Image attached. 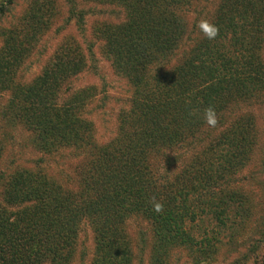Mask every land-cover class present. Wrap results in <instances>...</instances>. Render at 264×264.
<instances>
[{
  "label": "trees",
  "instance_id": "16d2710c",
  "mask_svg": "<svg viewBox=\"0 0 264 264\" xmlns=\"http://www.w3.org/2000/svg\"><path fill=\"white\" fill-rule=\"evenodd\" d=\"M124 1L133 9L131 31L108 39L105 53L116 66L123 65L133 93L110 141L94 143L82 113L71 101H58L62 77L70 71L63 62L27 88L32 96L18 92V98L9 97V121L28 125L36 148L45 153L72 148L88 162L77 191L62 189L42 171L21 170L7 177L4 205L18 209L8 212L0 206V264L46 259L66 264L82 221L100 234L94 264H128L127 245L119 249L116 244L123 241L122 223L133 216L144 218L153 230L154 264H161L172 246L192 251L193 264H216L212 244L220 243L217 236L207 232L197 242L184 223L192 224L195 210L204 206L221 227L231 211L244 212L228 176L246 161L252 124L243 119L246 115L228 120L226 113L233 104L264 96V63L257 53L264 0H218L209 18L219 29L213 40L193 31L186 35L178 13L197 0ZM185 39L191 43L188 50L170 66ZM6 53L0 51V66ZM209 106L216 112L215 127L204 118ZM180 151L190 158L177 172L169 174L166 168L159 175V167L150 162L164 158L169 167L175 161L169 158ZM153 197L162 212L154 210ZM238 256L230 264H250L252 258L264 264L263 222Z\"/></svg>",
  "mask_w": 264,
  "mask_h": 264
},
{
  "label": "rangeland",
  "instance_id": "374dc122",
  "mask_svg": "<svg viewBox=\"0 0 264 264\" xmlns=\"http://www.w3.org/2000/svg\"><path fill=\"white\" fill-rule=\"evenodd\" d=\"M217 1L197 0L194 6L184 7L178 13L186 26V35L189 31L195 32L194 36L202 33L198 25L202 20L209 21ZM0 4V51L7 52L3 57L5 63L0 66V206L13 212L18 207L4 205L3 200L10 174L21 170L42 171L62 189L77 191L88 157L64 147L50 153L41 152L32 140L28 125L9 121V99L18 98V92L32 96L27 88L35 85L54 64L63 62L70 71L62 77V85L56 93L58 101H71L76 111L82 113L94 143L102 145L110 141L115 136L119 114L129 107L133 89L123 65L121 69L106 55V42L113 35H127L134 14L124 0H0ZM261 37L257 53L264 63V31ZM190 44L187 39L182 40L168 62L170 66L180 60ZM42 89L38 93L48 92ZM231 106L227 119L246 115L243 119L250 120L253 131L246 161L228 176L229 188L241 195L239 206L244 212L231 211L225 227H221L204 206L202 211L201 208L195 210L198 217L192 224L183 226L197 242L207 232L217 236L220 243L212 244L216 247V264H230L240 259L238 254L256 239L259 226L264 223V96ZM187 153L180 151L174 153L175 157L169 156L175 160L169 167L164 165V158H151L150 162L159 167V175L166 168L170 174L184 167L190 158ZM121 232L123 241L120 239L116 247L127 245L128 264H154L152 247L156 238L148 221L140 216L130 217L122 223ZM99 235L82 221L66 264H94ZM194 258L192 251L172 246L161 264H193ZM253 260L250 264H259ZM38 264L56 263L46 259Z\"/></svg>",
  "mask_w": 264,
  "mask_h": 264
},
{
  "label": "clouds",
  "instance_id": "9594fccd",
  "mask_svg": "<svg viewBox=\"0 0 264 264\" xmlns=\"http://www.w3.org/2000/svg\"><path fill=\"white\" fill-rule=\"evenodd\" d=\"M200 31L203 33L204 37L213 40L216 38V36L219 34V29L214 24L210 23L207 20H202L198 25ZM204 118L206 123L211 126L215 127L217 124V116L215 109L209 106L208 108L204 109ZM152 203L154 210L156 212H162L163 211V205L159 202L155 201V198H152Z\"/></svg>",
  "mask_w": 264,
  "mask_h": 264
}]
</instances>
